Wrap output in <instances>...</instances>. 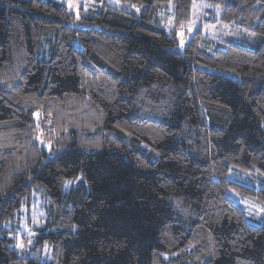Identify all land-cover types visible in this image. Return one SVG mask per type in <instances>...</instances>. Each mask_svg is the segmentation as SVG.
<instances>
[{"label":"trees","instance_id":"1","mask_svg":"<svg viewBox=\"0 0 264 264\" xmlns=\"http://www.w3.org/2000/svg\"><path fill=\"white\" fill-rule=\"evenodd\" d=\"M121 1L144 9L0 0V264H264V216L227 195L264 202V184L229 178L264 173V0ZM199 2L255 45L198 30L180 49L157 14L189 20ZM39 196L23 251L15 227Z\"/></svg>","mask_w":264,"mask_h":264},{"label":"rangeland","instance_id":"2","mask_svg":"<svg viewBox=\"0 0 264 264\" xmlns=\"http://www.w3.org/2000/svg\"><path fill=\"white\" fill-rule=\"evenodd\" d=\"M73 11L76 15L82 13L88 14L100 10L104 4L114 6L116 8L130 11L136 15H140L144 7L137 4L126 3L121 0H59ZM221 9L207 2H199L193 6L192 15L189 20H180L178 23L175 19L174 6L171 3L163 7L157 14V20L167 31L174 30L179 39V48L183 49L188 43L192 35L202 30L210 38L215 41L216 46L224 48L221 42H237L245 46L252 47L256 43L257 33L249 28L234 26L220 20ZM213 45V47H214ZM233 77H237L234 73L225 72ZM41 144L47 146V144ZM230 180L252 189H259L264 184V173L259 169H247L237 165H231L229 171ZM227 195L237 204H244L251 211L249 222L253 225H260L264 216V202L251 199L245 192L230 188ZM33 203L31 207L24 204L19 214L17 222V248L26 251L27 245H32L35 236L41 233L39 229L46 221L47 215L42 205V199ZM253 212V213H252ZM24 235V236H23ZM27 237V239H25ZM41 251L43 261L48 262L52 258L51 248L49 244H45ZM34 254V251H32Z\"/></svg>","mask_w":264,"mask_h":264}]
</instances>
